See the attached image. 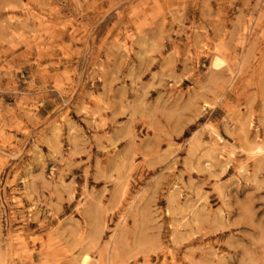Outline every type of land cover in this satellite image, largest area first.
<instances>
[{
    "label": "rangeland",
    "instance_id": "obj_1",
    "mask_svg": "<svg viewBox=\"0 0 264 264\" xmlns=\"http://www.w3.org/2000/svg\"><path fill=\"white\" fill-rule=\"evenodd\" d=\"M0 264H264V0H0Z\"/></svg>",
    "mask_w": 264,
    "mask_h": 264
},
{
    "label": "bare ground",
    "instance_id": "obj_2",
    "mask_svg": "<svg viewBox=\"0 0 264 264\" xmlns=\"http://www.w3.org/2000/svg\"><path fill=\"white\" fill-rule=\"evenodd\" d=\"M214 65H215V63H214ZM85 260H86V257L83 258V261H85Z\"/></svg>",
    "mask_w": 264,
    "mask_h": 264
}]
</instances>
